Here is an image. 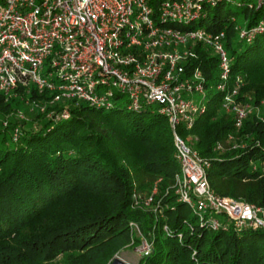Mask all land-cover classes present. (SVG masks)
Returning a JSON list of instances; mask_svg holds the SVG:
<instances>
[{
    "label": "trees",
    "instance_id": "1",
    "mask_svg": "<svg viewBox=\"0 0 264 264\" xmlns=\"http://www.w3.org/2000/svg\"><path fill=\"white\" fill-rule=\"evenodd\" d=\"M241 11L248 25L264 19V5ZM206 18L207 30L225 31L231 78H242L238 98L264 107V34L246 43L236 40L229 19L218 13ZM193 49L197 57L188 70L199 66L207 96L213 95L205 114L179 132L195 136L194 148L212 161L208 178L217 194L264 206V122L250 115L236 132L222 93L212 86L217 57L202 43ZM15 92L7 100L0 93V115L26 99L47 107L37 111L33 119L39 124L32 128L0 121V264H110L117 252L144 240L150 251L138 264H264V230L236 229L227 220L226 229L214 230L178 201L174 177L180 165L165 115L122 103L109 110L74 100L52 106L53 93L34 85L29 91L18 85ZM63 103L67 119L47 116L50 107L60 110ZM16 125L20 135L13 141ZM231 133L247 134L245 146L227 143ZM155 184L151 207L138 208L135 196L140 200Z\"/></svg>",
    "mask_w": 264,
    "mask_h": 264
},
{
    "label": "built area",
    "instance_id": "2",
    "mask_svg": "<svg viewBox=\"0 0 264 264\" xmlns=\"http://www.w3.org/2000/svg\"><path fill=\"white\" fill-rule=\"evenodd\" d=\"M224 3L253 10L264 0H0V93L7 100L18 85L27 91L34 85L53 93L48 100L52 106L74 100L109 110L122 103L129 110L165 115L180 165L174 177L178 201L214 230L226 229L224 220L236 229L264 230V206L217 194L208 178L212 161L194 148L195 136L179 132L191 128L207 110V79L199 66L188 70L197 57L196 43L217 57L212 86L222 93V107L232 114L236 132L250 115L264 122L261 106L238 98L242 78H231L225 31L192 25L205 19L210 8ZM243 23L235 25L237 40L251 43L264 34V19L248 25L244 18ZM26 103L35 101L26 99ZM38 104L45 112L46 103ZM11 113L5 116L4 126ZM16 116L23 119L20 111ZM47 116L67 119L68 105ZM19 135L20 125H16L12 140ZM247 136L231 133L227 143L244 147ZM216 148L221 149V144ZM155 192L156 184L143 197L145 203L152 204ZM143 198L135 196V204ZM130 226L138 231L134 222ZM143 242L146 255L150 244Z\"/></svg>",
    "mask_w": 264,
    "mask_h": 264
},
{
    "label": "rangeland",
    "instance_id": "3",
    "mask_svg": "<svg viewBox=\"0 0 264 264\" xmlns=\"http://www.w3.org/2000/svg\"><path fill=\"white\" fill-rule=\"evenodd\" d=\"M254 3L257 2V0H252ZM210 17L213 16L214 14L218 13V16L220 17V19L224 20V19H232L234 18L235 21L232 22L234 25H244V15L245 13L243 11H241V8L236 7L235 5H230L227 3L221 4L219 5V7H213L210 8V11L208 12ZM211 22V18H206L203 20L202 24H199V21L194 22L192 25L194 27H205L208 26ZM237 40V39H236ZM209 91L207 90V93ZM212 93H209L207 97L212 96ZM193 96L198 100L200 99V95L197 93H194ZM25 105H20V107L16 108L15 110L11 111V115L8 117L9 119H14L20 122H24V126L26 128H32L35 126H38V121L34 120L33 118L35 117V114L37 113V111L39 110V104L35 102L34 103H24ZM66 103H63L61 106H65ZM62 107V108H63ZM51 109L47 112L48 113L53 110L54 107H50ZM57 108H60V106H58ZM20 111L23 115V119H19V117L16 116V113ZM40 111V110H39ZM264 113V107L260 108V114ZM5 117L0 115V121H4ZM7 120V119H6ZM21 124V123H20ZM138 208H150L151 204H147L145 203V198L142 199V201H140L137 204ZM143 244H145V242H143L140 246L138 247H133V248H126V249H122L119 252H117L115 254V257L121 259L122 261H124L127 264H138V261L141 257V255L143 254Z\"/></svg>",
    "mask_w": 264,
    "mask_h": 264
},
{
    "label": "water",
    "instance_id": "4",
    "mask_svg": "<svg viewBox=\"0 0 264 264\" xmlns=\"http://www.w3.org/2000/svg\"><path fill=\"white\" fill-rule=\"evenodd\" d=\"M110 264H127L124 261H122L121 259L117 258L114 256V258L112 259V261L110 262Z\"/></svg>",
    "mask_w": 264,
    "mask_h": 264
}]
</instances>
